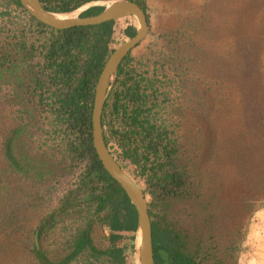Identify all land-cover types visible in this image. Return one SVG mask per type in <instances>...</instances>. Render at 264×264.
I'll list each match as a JSON object with an SVG mask.
<instances>
[{
	"label": "rangeland",
	"instance_id": "1",
	"mask_svg": "<svg viewBox=\"0 0 264 264\" xmlns=\"http://www.w3.org/2000/svg\"><path fill=\"white\" fill-rule=\"evenodd\" d=\"M143 1L148 33L110 89L122 90L125 75L139 82L165 132L151 157L162 170L148 181L116 139L113 155L144 192L151 221L178 236L196 264H264V0ZM94 6L105 7L81 12ZM24 10L0 0V264H59L87 225L92 246L109 249L110 211L82 200L84 163L71 160L73 135L55 119L56 86L40 48L50 35H38ZM125 24L137 27L136 18L114 28ZM164 172L185 184L163 191ZM121 236L119 247L132 233ZM86 253L66 264H113ZM122 264L136 257L126 253Z\"/></svg>",
	"mask_w": 264,
	"mask_h": 264
},
{
	"label": "trees",
	"instance_id": "2",
	"mask_svg": "<svg viewBox=\"0 0 264 264\" xmlns=\"http://www.w3.org/2000/svg\"><path fill=\"white\" fill-rule=\"evenodd\" d=\"M16 6H21L19 0H10ZM44 9L51 13H71L81 6L92 2H104L113 0H39ZM136 2L146 13L143 0H131ZM104 7L94 6L88 8L79 15L80 18L92 16L94 10H102ZM25 11V10H24ZM147 20L148 16L146 15ZM124 24L123 18L119 20ZM29 25L35 28L38 35L49 33V44L40 46L46 69L52 77H48L51 85L56 86L52 93L55 105V119L60 125L61 132H69L72 137L69 142L71 160L84 163L78 190L83 191V201L95 206L94 213L108 209L109 214L103 217V224L110 234L109 249L100 252L92 246L89 239V225L79 233L76 239V249L66 260L59 264H66L76 258L77 254H88L92 259L100 263L122 264L124 256L128 253L135 254V232L137 230V217L134 207L119 187V185L106 173L98 160L91 140V111L93 103V91L98 75L104 63L111 54L108 45L111 40L114 21L93 27H75L66 30H55L47 27L33 17H29ZM127 37L133 38L135 32L127 30ZM33 51V47L31 48ZM121 67L117 71L118 76ZM39 84V83H38ZM36 84V85H38ZM138 85L124 89L120 93L114 91L105 102L102 114V126L104 128L109 115V135L106 137L103 131L105 145L110 138L119 140L120 146L125 148L123 157L140 168L141 175L148 176V181H154L157 171L162 170V164H155L151 160L158 153L160 137L165 136L164 131H158L153 123L149 109L145 107L144 95L138 92ZM131 100L132 106L124 107L125 101ZM112 105L108 107V103ZM127 105V104H126ZM109 110V112H108ZM152 119V120H151ZM156 139L157 142H156ZM7 153L9 152L8 147ZM173 150L171 149V153ZM155 161V162H154ZM156 185L168 193H176L185 184V180L178 172H164L157 178ZM149 185H151L149 183ZM151 217L150 211H148ZM116 232H131L121 247L116 243L122 240V236ZM151 244L154 264H196L194 259L181 252L182 244L179 237L171 235L169 228L162 227L159 223L151 222ZM35 258L43 260L39 252H35Z\"/></svg>",
	"mask_w": 264,
	"mask_h": 264
},
{
	"label": "water",
	"instance_id": "3",
	"mask_svg": "<svg viewBox=\"0 0 264 264\" xmlns=\"http://www.w3.org/2000/svg\"><path fill=\"white\" fill-rule=\"evenodd\" d=\"M31 17L39 23L55 30H66L75 27H93L110 21L127 17H135L139 22L135 36L115 49L106 60L96 80L93 91L91 111V140L96 156L102 168L119 185L130 204L134 207L137 217V230L135 237L136 263L154 264L151 244V221L148 214V205L143 191L138 188L113 160L107 151L102 135V112L110 82L115 76L117 67L125 56L140 43L148 33L146 13L131 0H113L110 6L96 15L89 17H76L72 20H59L56 13L48 12L39 0H19ZM140 241H137V233Z\"/></svg>",
	"mask_w": 264,
	"mask_h": 264
},
{
	"label": "clouds",
	"instance_id": "4",
	"mask_svg": "<svg viewBox=\"0 0 264 264\" xmlns=\"http://www.w3.org/2000/svg\"><path fill=\"white\" fill-rule=\"evenodd\" d=\"M86 5V4H85ZM22 6V5H21ZM82 7V6H81ZM103 7V6H102ZM24 8V7H23ZM25 9V8H24ZM79 9V8H78ZM25 11H26V9H25ZM84 11H82V12H79V14H78V17H79V15L81 14V13H83ZM146 15H147V13H146ZM127 18H130V17H127ZM126 18H123V20H125ZM120 20V19H119ZM119 20H115L114 21V25L116 26V24H117V22L119 21ZM148 21V20H147ZM114 25H113V27H114ZM126 25V24H125ZM113 27H112V34H113ZM118 29H119V26H118ZM120 30V31H119ZM118 31L119 32H121L122 33V30H123V28L122 29H119ZM123 34V33H122ZM124 36V35H123ZM127 38V39H126ZM130 39H132V38H130ZM130 39H128V37H124V39L121 41V42H119V41H114L113 40V38H112V35H111V40H110V43H109V45H108V48H109V50L110 51H114L115 49H117L118 47H120L121 45H123L125 42H127V41H129ZM139 44V43H138ZM134 49V48H133ZM112 52H111V54H112ZM110 54V55H111ZM130 54V51H129V53L127 54V57H128V55ZM109 55V56H110ZM126 57V56H125ZM108 59V58H107ZM128 61H124V63L122 64V66H120L121 67V72H120V74L118 75V76H116L117 75V71H116V73H115V76H114V78L112 79V81H114V83H116V81L118 80V79H120L121 78V76H123V74H124V65L127 63ZM105 64V63H104ZM118 68V67H117ZM118 70V69H117ZM99 76V75H98ZM125 79H124V81L122 82V90H119L118 92H124V89H126V88H130V87H132V86H134V85H138V88H139V90H138V92L140 93V94H143L144 96H146V94L144 93V91L141 89V87L139 86V82H135V81H133V82H131L132 81V79H130L129 78V75H125V77H124ZM130 80V81H129ZM112 81L110 82V85H109V88H110V86L112 85ZM109 96V93L107 94V96H106V99H107V97ZM106 99H105V102H106ZM125 103L127 104H125L124 105V107H128V110H130L131 109V106H132V102L130 103L129 102V104L127 103V101H125ZM104 106H105V103H104ZM108 112H109V110H108ZM102 114H103V112H102ZM106 117L108 118L109 117V115H107L106 114ZM109 119H110V117L108 118V119H106V121H105V125H104V128H103V126H102V135H103V131H105L104 133H105V135H106V137L109 135V124H108V122H109ZM108 120V121H107ZM101 124H102V120H101ZM106 125H108V131H106ZM104 136V135H103ZM111 139H114V138H110V140ZM104 140V139H103ZM109 140V141H110ZM119 141V140H118ZM105 143V142H104ZM119 146H120V144H118ZM106 146V148H107V151H108V153L110 154V156L113 158V160L119 165V167L121 168V166H120V164H119V162L117 161V158H116V156H114L113 155V150H111V145H110V142L107 144V145H105ZM116 146V145H115ZM116 148H117V146H116ZM121 148H123V146H121ZM123 150H124V148H123ZM125 151V150H124ZM122 156H123V153H122ZM121 170L123 171V169L121 168ZM144 193V192H143ZM145 195V194H144ZM148 211H149V209H148ZM150 221H151V219H150ZM152 222V221H151ZM135 237H136V232H135ZM134 257H136V248H135V254H134Z\"/></svg>",
	"mask_w": 264,
	"mask_h": 264
},
{
	"label": "bare ground",
	"instance_id": "5",
	"mask_svg": "<svg viewBox=\"0 0 264 264\" xmlns=\"http://www.w3.org/2000/svg\"><path fill=\"white\" fill-rule=\"evenodd\" d=\"M94 3L103 4L105 6H110L113 2L112 1H104V2H92V3H89V4H94ZM84 6L80 7L79 9H77L76 11H73L71 13H66V14L57 13L55 15V17L57 19H59V20H72V19H75L76 17H78L79 12H81V10H82L81 8H84ZM136 25H137V28H138L139 27V22H138L137 19H136ZM137 241H138V243L140 241V233L139 232L137 233Z\"/></svg>",
	"mask_w": 264,
	"mask_h": 264
},
{
	"label": "crops",
	"instance_id": "6",
	"mask_svg": "<svg viewBox=\"0 0 264 264\" xmlns=\"http://www.w3.org/2000/svg\"><path fill=\"white\" fill-rule=\"evenodd\" d=\"M123 28V30H122V33H123V35H124V37L126 36L127 37V30H129V29H132V31H133V33L135 32V34H136V30H137V27L135 26V25H125V26H123V27H121L120 29H122ZM127 39V38H126ZM128 39H130V38H128ZM137 47V46H136ZM134 48V49H132L131 51H130V54L128 55V57H126V61H128L129 62V57L130 56H133V55H131L133 52H136V49L138 48L139 49V47H137V48ZM137 55L138 56H142V50H139V51H137ZM133 58H134V60H135V57L133 56ZM140 64V63H139ZM121 233L122 232H116L115 234L116 235H120L121 236ZM126 233H128V232H126ZM122 239H124V237H122ZM126 240L127 239H125L124 240V243L126 242ZM120 241H122V240H120ZM120 241H118L117 243H116V246L117 247H119L117 244L120 242ZM123 243V244H124ZM123 246V245H122ZM121 247V246H120Z\"/></svg>",
	"mask_w": 264,
	"mask_h": 264
},
{
	"label": "built area",
	"instance_id": "7",
	"mask_svg": "<svg viewBox=\"0 0 264 264\" xmlns=\"http://www.w3.org/2000/svg\"><path fill=\"white\" fill-rule=\"evenodd\" d=\"M115 26V25H114ZM112 38L114 41H119L121 42L124 39V36L121 32L117 31L114 27H113V34H112ZM136 67V66H135ZM134 68V65L131 67Z\"/></svg>",
	"mask_w": 264,
	"mask_h": 264
},
{
	"label": "flooded vegetation",
	"instance_id": "8",
	"mask_svg": "<svg viewBox=\"0 0 264 264\" xmlns=\"http://www.w3.org/2000/svg\"><path fill=\"white\" fill-rule=\"evenodd\" d=\"M127 57V56H126ZM126 57H124V58H122V60L120 61V63H119V65H118V68L117 69H119L120 68V66H122V64L124 63V61L126 60ZM118 71V70H117ZM113 87V85L111 86V88ZM114 91H112V89H108V93H109V95L111 94V93H113ZM108 103V102H107ZM110 105H112V103L111 102H109L108 103V107L110 106ZM103 111H104V107H103Z\"/></svg>",
	"mask_w": 264,
	"mask_h": 264
}]
</instances>
